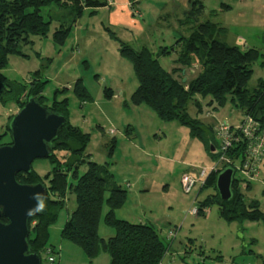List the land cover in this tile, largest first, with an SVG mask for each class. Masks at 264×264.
Listing matches in <instances>:
<instances>
[{
    "label": "rangeland",
    "instance_id": "374dc122",
    "mask_svg": "<svg viewBox=\"0 0 264 264\" xmlns=\"http://www.w3.org/2000/svg\"><path fill=\"white\" fill-rule=\"evenodd\" d=\"M120 1L114 0L111 9H84L81 17L71 24L62 46L53 41L59 25L55 19L60 11L55 7L42 10L45 20L52 19L47 35L34 37L30 44L23 45L20 57L10 56L2 75L26 87V93L32 82L40 80L45 83L41 94L45 107L52 106L54 99L56 102L67 99L68 123L89 135L84 152L88 158L83 159L107 167L115 183L127 193L124 206L115 212L116 219L152 226L166 248L162 264H264V225L260 222H224L219 218L216 206L206 208L203 216L188 214L197 203L213 193L207 188L198 194L194 188L190 194H185L180 184L183 175L195 176L197 171L203 168L209 171L212 167L213 161L204 143L191 137L188 130L177 122H162L145 105L133 106L130 102L137 81L130 63L120 56V44L149 50L166 72L175 70L174 78L188 83L200 73V65L195 60L189 66L177 63L176 54L170 48L180 47L178 40L191 33V26L187 20L181 24L183 26L178 24L177 20L183 16L178 8L168 9V6L160 11L164 0L143 3L144 10L136 18L138 26L133 25V19L127 15L129 9L118 5ZM219 2L208 0L206 7L215 9ZM262 4L264 0L258 6L242 7L232 1L229 11L213 17L206 13L199 19L200 22L210 19L224 28L218 40L227 46L241 50L253 48L259 53L251 65L252 75L246 86L250 91L264 83ZM163 14L165 19H158ZM58 21L63 23L61 19ZM169 49V54H164V50ZM78 80L89 94L90 101L81 103L74 96L72 87ZM105 89L112 92V98L105 97ZM196 99L205 106L206 99ZM24 100L25 97L21 102ZM19 110V105L14 102H0V135L5 134L0 140L1 145L9 144L7 127ZM187 111L190 117L201 121L203 127L213 126L219 120H231V113L234 116L239 114L229 103L216 110L206 107L202 115H196L191 104ZM212 136L216 141L213 133ZM56 155L60 160L65 156L63 153ZM31 168L38 176L44 177L51 172L52 165L48 160H36ZM86 170V163L79 165L77 175ZM258 172L257 179L250 183L251 190L247 192L241 188V192L247 201H256L264 213L263 161ZM234 178L243 186L240 172L235 171ZM75 207V196L68 192L55 223L48 229L47 245L57 248L55 264H60V250L56 245L60 243V229ZM106 212L104 205L98 227V235L104 239L114 235V230L102 223ZM170 232L172 238H168ZM62 245L65 248L61 252V264H108L107 253L102 252L90 261L75 245L68 242Z\"/></svg>",
    "mask_w": 264,
    "mask_h": 264
},
{
    "label": "trees",
    "instance_id": "16d2710c",
    "mask_svg": "<svg viewBox=\"0 0 264 264\" xmlns=\"http://www.w3.org/2000/svg\"><path fill=\"white\" fill-rule=\"evenodd\" d=\"M105 6V0H0V102H14L22 108L29 98H34L43 106L41 94L45 83L40 80L32 82L31 89L26 93V87L7 80L1 73L10 56L22 55L20 48L23 45L30 44L34 37L47 35L52 19L48 17L45 20L42 10L55 7L60 15L65 14L61 17L58 15V19H55L59 25L53 34L55 45L62 46L71 24L81 17L84 9ZM202 14V4L194 1L186 14L188 24H195L194 30L187 37L177 39L181 43L178 49L170 48L176 54L177 63L189 66L195 60L200 65V73L188 83L175 79V70L166 72L158 59L145 48L133 49L129 45L120 44L119 52L130 63L137 81V88L130 99L131 105H145L162 122H177L188 130L191 137L201 140L210 154L211 147L216 146L212 136L214 125L203 127L201 121L189 116L188 105L195 108L196 115H202L206 107L216 110L229 103L239 113L263 120L264 83H260L252 91L246 88L252 75L251 65L258 59L259 53L253 48L241 50L220 42L217 37L224 29L209 20L200 22ZM60 19L63 23L58 21ZM170 49L164 50V54H169ZM184 84L187 89H184ZM72 92L79 102L90 101L80 80L75 82ZM104 95L108 99L112 98V92L108 89L104 90ZM23 97L25 100L21 102ZM197 97L206 99L205 106ZM67 105V99L61 102L54 99L52 106L46 107L65 118V124L52 143V154L47 159L52 165L51 172L40 177L31 168L28 174L16 175L20 184L41 183L47 190L44 211L28 221L27 243L30 253L38 254L41 258L44 249L49 247L48 229L55 223L59 210L63 208L64 197L71 192L75 196L76 207L60 232L62 241L78 247L90 261L104 252L109 257V264H160L166 248L153 228L115 218V212L126 202L127 193L115 183L107 167L91 161L85 162L83 157L88 158L87 155L84 156V152L89 135L70 126ZM4 135H0V140ZM114 143L112 140L111 145L114 146ZM56 153H63L65 156L60 160ZM228 157L234 162L242 160L241 146L231 149ZM84 163L87 170L78 176L77 168ZM225 167L227 166L223 169ZM217 174L218 171L210 172L204 185L198 190L199 194L210 188L213 193L197 203V216H203L206 208L216 206L218 216L224 222L247 221L264 225V213L260 211L259 204L244 199L239 181L234 176L230 200H220L215 188ZM104 205L107 212L103 216V223L114 230V235L106 240L98 236ZM0 221L6 222L3 218Z\"/></svg>",
    "mask_w": 264,
    "mask_h": 264
},
{
    "label": "water",
    "instance_id": "95a60500",
    "mask_svg": "<svg viewBox=\"0 0 264 264\" xmlns=\"http://www.w3.org/2000/svg\"><path fill=\"white\" fill-rule=\"evenodd\" d=\"M65 124L62 115L51 112L34 98H29L9 121L10 143L0 145V264H41L38 254L30 253L27 239L28 221L40 213L28 216L27 211L35 207L34 193H43L46 187L20 184L19 173L31 172L36 160H47L52 154V143ZM211 154L216 151L211 147ZM234 169L227 166L218 172L215 188L221 201L232 196Z\"/></svg>",
    "mask_w": 264,
    "mask_h": 264
},
{
    "label": "built area",
    "instance_id": "2783aa9c",
    "mask_svg": "<svg viewBox=\"0 0 264 264\" xmlns=\"http://www.w3.org/2000/svg\"><path fill=\"white\" fill-rule=\"evenodd\" d=\"M230 117L231 120H219L213 128L216 159L209 171L203 168L195 176L185 174L181 177L180 184L185 194H190L194 188L199 190L210 172H219L224 166H232L242 174L243 186L257 179L259 166L264 160V118L257 120L241 113L236 116L231 113ZM239 145L243 149V159L234 162L228 157V153ZM188 214L197 216V207L190 209ZM172 237L173 233L170 232L168 238ZM54 255L55 250L46 247L42 253L41 264H55Z\"/></svg>",
    "mask_w": 264,
    "mask_h": 264
},
{
    "label": "crops",
    "instance_id": "0c3cea01",
    "mask_svg": "<svg viewBox=\"0 0 264 264\" xmlns=\"http://www.w3.org/2000/svg\"><path fill=\"white\" fill-rule=\"evenodd\" d=\"M114 0H105V2H106V6L104 7V9L106 8V9H111L112 7H113V4H114V2H113ZM152 0H128V1H124V0H122V1H120V2H118L117 4L118 5H123V7H127L129 10H128V17L130 16L131 17V19H133V21H131L130 19H129V21H131V23L134 25H136V26H138V23L136 22V18L137 17H140L141 16V11L142 10H144V9H142V4L144 3V4H149L150 2H151ZM194 1H198V2H200L201 4H202V7H203V14L202 15H204V17H205V14L207 13V16H209V17H213V16H216L218 13H222L223 11H229L230 9H231V3H232V1L234 2V3H237V4H239V5H241L242 7H247L248 5H253V6H258V4H259V2L261 1V0H224V2L222 1V0H220V2L218 3V7L217 8H215V9H213V8H211V9H208L206 6H207V2H208V0H164L163 2H162V5L160 6V11H164L168 6V9H176V8H178L179 9V11H180V13H181V11H182V18H180L179 20H177V22H178V24L179 25H181V23H185L186 21H184V20H187L186 19V14L190 11V9H191V5H192V3L194 2ZM179 3H180V5L181 6H179ZM125 5V6H124ZM260 8H261V10H263L264 11V4H262L261 6H260ZM114 11V10H113ZM165 16L166 15H162V17H159L158 19H165ZM254 18H255V16H254ZM200 19V18H199ZM209 21H211V22H213L214 24H216V25H218L219 27H221L218 23H216V22H214V21H212V20H210V19H208ZM204 21H207V19L206 20H204ZM203 22V21H202ZM188 23V22H187ZM262 23H264V15H263V20H262ZM181 26H183V25H181ZM190 30L191 31H193L194 30V28H195V24H190ZM222 28V27H221ZM224 29V28H223ZM219 37V36H218ZM218 37H217V39H218ZM179 38V37H178ZM177 38V39H178ZM240 41H242V40H240ZM171 56V55H170ZM166 57H169V56H166ZM175 59V58H174ZM159 61V60H158ZM218 122V121H217ZM216 122V123H217ZM216 125V124H215ZM214 125V126H215ZM215 149V148H214ZM207 151V150H206ZM207 154H208V152H207ZM210 154H211V152H210ZM210 154H208V156L212 159V161L214 162V160H215V155H210ZM212 156V157H211ZM214 157V158H213ZM263 164H264V160H263ZM232 168V167H231ZM223 169V168H222ZM221 171V170H220ZM234 172H235V170H234ZM256 180V179H255ZM243 181V180H242ZM253 181V180H252ZM251 181V182H252ZM250 182V183H251ZM250 183H248L247 185H245V186H242L241 185V183H240V180H239V187H240V185H241V187H240V189L242 188L243 190H245V189H247L246 191L247 192H249L250 190H251V185H250ZM247 186H249L248 188H247ZM124 190V189H123ZM249 201H250V199H249ZM121 210V209H120ZM74 211V210H73ZM72 211V212H73ZM119 211V210H118ZM71 212V213H72ZM71 215V214H70ZM105 215V214H104ZM115 218H116V216H115ZM68 220V219H67ZM66 220V221H67ZM119 220H121V219H119ZM121 221H125V220H121ZM126 222H128V221H126ZM66 223V222H65ZM103 223V222H102ZM129 223H131V222H129ZM133 224H136V223H133ZM137 224H142V223H137ZM65 225V224H64ZM103 225H104V223H103ZM144 225H148V224H144ZM148 226H150V225H148ZM51 227V226H50ZM151 228H152V226H150ZM63 228V227H62ZM62 228L60 229V232H61V230H62ZM60 232H59V236H60ZM48 234H49V230H48ZM99 236V235H98ZM100 237V236H99ZM112 237V236H111ZM101 238V237H100ZM110 238V237H109ZM101 239H104V238H101ZM106 239H108V238H106ZM106 239H104V240H106ZM62 243H65V241H62L61 240V238H60V243H56V245H58V251L60 250V264H61V252H63V250H64V246L65 245H62ZM49 247H51V248H53L54 250H55V252H56V246L55 245H52V244H50V246ZM83 253V252H82ZM84 254V253H83ZM58 258H59V252H58ZM108 264H109V260H108ZM160 264H162V261L160 262Z\"/></svg>",
    "mask_w": 264,
    "mask_h": 264
},
{
    "label": "clouds",
    "instance_id": "9594fccd",
    "mask_svg": "<svg viewBox=\"0 0 264 264\" xmlns=\"http://www.w3.org/2000/svg\"><path fill=\"white\" fill-rule=\"evenodd\" d=\"M32 199L35 201V207L27 211V215H33L35 213L43 212L46 206V197L43 193H34Z\"/></svg>",
    "mask_w": 264,
    "mask_h": 264
}]
</instances>
